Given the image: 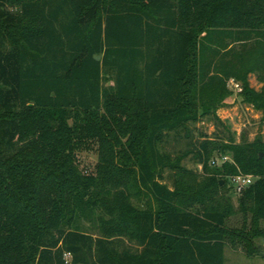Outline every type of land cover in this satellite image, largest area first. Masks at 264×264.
Wrapping results in <instances>:
<instances>
[{"label":"trees","instance_id":"obj_1","mask_svg":"<svg viewBox=\"0 0 264 264\" xmlns=\"http://www.w3.org/2000/svg\"><path fill=\"white\" fill-rule=\"evenodd\" d=\"M253 73L264 82V0H0V264H225L230 237L254 253L264 139L237 141L218 114L230 79L264 111ZM205 118L229 135L193 141ZM240 172L257 179L230 227Z\"/></svg>","mask_w":264,"mask_h":264},{"label":"rangeland","instance_id":"obj_2","mask_svg":"<svg viewBox=\"0 0 264 264\" xmlns=\"http://www.w3.org/2000/svg\"><path fill=\"white\" fill-rule=\"evenodd\" d=\"M249 82L254 90L261 91L264 89V82L258 78L256 73L250 75ZM229 88L230 95L227 97L225 105L218 110L219 116L229 127L230 131L235 134L237 141H253L257 137H262L264 139V111L257 108L253 103L244 100L243 87L240 83L237 86L236 81L234 82L230 79ZM191 129L193 141L198 140L201 134H207L211 137H227L229 135V131L225 126L206 118L192 124ZM190 140L191 138L171 139V141L167 143L166 148L172 152H178L186 148ZM78 155L80 169L87 172L92 171L98 160L97 151L95 149H85ZM222 155L224 154L216 152L213 158L218 162L217 164H212L221 166L222 161L220 156ZM184 163L194 171L197 175V180L201 181L204 176L202 166L196 163L192 154L184 160ZM166 175H169V172H167ZM228 188L231 202L234 207V212L229 217L228 224L230 227H242L244 223V212L239 208V201L241 200L242 193H237L229 184ZM140 196V198L133 197V203L138 207H143L148 201L153 200L147 195ZM250 220L251 214L249 213L247 219L248 224H250ZM86 224L87 226L89 225V223ZM262 225L264 226V220L262 221ZM90 230L92 232L96 231L93 227H91ZM243 242L244 241L238 238H229L225 249V264H264V235L254 238V253L252 254L248 253V249ZM131 246L137 248L134 243H131Z\"/></svg>","mask_w":264,"mask_h":264},{"label":"built area","instance_id":"obj_3","mask_svg":"<svg viewBox=\"0 0 264 264\" xmlns=\"http://www.w3.org/2000/svg\"><path fill=\"white\" fill-rule=\"evenodd\" d=\"M234 82L236 81L235 79H231ZM236 85L238 86L239 83L236 81ZM221 163H224L226 161H232V157L229 154H224L220 156ZM217 160L215 158L212 159V163L217 164ZM257 177L253 174H244V173H238L235 175L230 176L229 178V186L233 187L234 190L237 193H242L243 190L248 187L250 184H252ZM66 256L69 257V253H66Z\"/></svg>","mask_w":264,"mask_h":264},{"label":"water","instance_id":"obj_4","mask_svg":"<svg viewBox=\"0 0 264 264\" xmlns=\"http://www.w3.org/2000/svg\"><path fill=\"white\" fill-rule=\"evenodd\" d=\"M262 154V153H261Z\"/></svg>","mask_w":264,"mask_h":264}]
</instances>
